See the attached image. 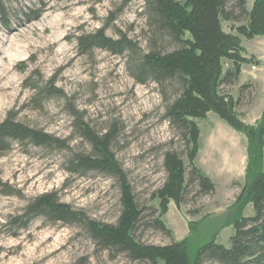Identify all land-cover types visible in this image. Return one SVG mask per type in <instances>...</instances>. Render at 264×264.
<instances>
[{
	"label": "rangeland",
	"instance_id": "rangeland-1",
	"mask_svg": "<svg viewBox=\"0 0 264 264\" xmlns=\"http://www.w3.org/2000/svg\"><path fill=\"white\" fill-rule=\"evenodd\" d=\"M249 10L253 0H245ZM11 10L40 8L37 19L23 16L0 21V121L9 112L25 124L61 138L74 135L68 100L84 120L103 133L117 126L112 150L127 174L138 201L160 214L153 192L165 179L163 155L183 149L176 131L164 119L173 99L171 84L135 82L127 71L126 57L102 49L80 54L76 36L105 26L108 35L125 32L145 49L146 23L143 0H6ZM230 22L223 21L224 30ZM241 38L246 61L232 85L224 87L235 97L244 83L253 85L241 93L238 110L256 128L264 113V35ZM229 65L224 63V69ZM52 82L64 96L38 97L29 83ZM200 129L195 163L214 183L208 193H189L181 206L172 201L160 214L170 233L148 228L138 231L148 243L166 244L186 239L190 255L213 240L230 247L234 221L254 214L250 203L238 199L252 164L264 171V143L249 146L243 132L228 126L213 112L194 119ZM75 149L87 143L71 139ZM67 150L22 146L13 142L0 153V264H148L130 262L123 254L114 258L100 250L78 225L47 223L34 218L24 229L9 224L26 202L43 192L57 191L60 201L82 209L102 222H115L120 212V188L115 177L97 172L69 175L62 167ZM184 156V155H183ZM185 157V156H184ZM17 195L4 194V187Z\"/></svg>",
	"mask_w": 264,
	"mask_h": 264
},
{
	"label": "trees",
	"instance_id": "trees-1",
	"mask_svg": "<svg viewBox=\"0 0 264 264\" xmlns=\"http://www.w3.org/2000/svg\"><path fill=\"white\" fill-rule=\"evenodd\" d=\"M132 0H122V5ZM245 0H143L142 16L146 23L144 49L140 43L118 29L115 36L106 33L105 26L76 36L80 54L102 49L126 57L129 75L140 84L153 81L172 85L173 99L166 105L164 119L176 131L183 149H169L163 155L164 182L154 192L160 214L172 201L181 206L187 195L208 193L213 181L195 163L199 148L200 129L195 118L213 112L228 126L243 132L249 146L264 143V113L256 128L243 120L238 110L244 83L235 97L226 86L236 82L240 66L247 59L241 38L264 35V0H253L249 10ZM40 8L11 10L6 0H0V21L9 28L11 15L26 20L39 17ZM223 21L230 22L224 30ZM229 65L224 69V63ZM29 83L41 98L64 96L52 82ZM73 119L74 137L87 143L86 150L75 149L72 137L61 138L43 129L25 124L12 112L0 121V153L11 148L13 142L22 146L67 150L62 167L72 176L97 172L115 177L120 188V212L115 222H102L89 217L82 209L60 201L57 191L43 192L30 198L19 214L9 217V224L17 230L26 228L34 218L47 223L78 225L96 247L106 250L114 258L123 254L130 262L148 264H264V171L248 167L247 179L238 199L250 203L254 214L240 216L234 221L235 232L230 247L213 240L200 245L190 255L186 239L166 244L148 243L139 238L140 229L153 228L166 234L160 214L140 203L133 192L127 174L112 150L117 126L112 123L103 133L91 127L73 104H66ZM185 157H184V156ZM4 194L19 191L5 186ZM88 264V263H85Z\"/></svg>",
	"mask_w": 264,
	"mask_h": 264
}]
</instances>
